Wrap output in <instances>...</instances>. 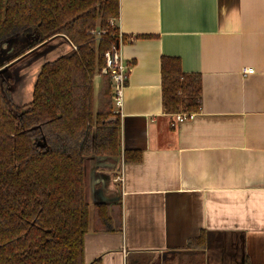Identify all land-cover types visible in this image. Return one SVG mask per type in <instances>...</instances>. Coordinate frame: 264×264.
Returning a JSON list of instances; mask_svg holds the SVG:
<instances>
[{"label":"crops","instance_id":"0c3cea01","mask_svg":"<svg viewBox=\"0 0 264 264\" xmlns=\"http://www.w3.org/2000/svg\"><path fill=\"white\" fill-rule=\"evenodd\" d=\"M119 15L122 151L141 161L92 160L89 200L119 203L122 229L87 232L85 264H264V0H119ZM162 56L201 76L176 126Z\"/></svg>","mask_w":264,"mask_h":264},{"label":"trees","instance_id":"16d2710c","mask_svg":"<svg viewBox=\"0 0 264 264\" xmlns=\"http://www.w3.org/2000/svg\"><path fill=\"white\" fill-rule=\"evenodd\" d=\"M119 16V0H0V57L6 43L35 36L0 73L56 38L71 44L42 64L30 102L14 104L15 78L0 80V264H85L87 232H121V206L92 203L88 175L94 158L141 161L122 151L112 79L102 73L105 53L125 42ZM160 62L164 112H198L201 76L182 72L177 57Z\"/></svg>","mask_w":264,"mask_h":264},{"label":"rangeland","instance_id":"374dc122","mask_svg":"<svg viewBox=\"0 0 264 264\" xmlns=\"http://www.w3.org/2000/svg\"><path fill=\"white\" fill-rule=\"evenodd\" d=\"M34 40V34L27 36L21 35L17 39H14L12 42L6 43L2 48L0 62L2 61V59H4V57L8 58L16 54L19 50L32 45ZM57 45H61L60 47L56 48L59 49L60 53H63L67 50V46L64 43V38H56L50 41L48 44L39 47L37 50H34L29 55H26L24 58H21L20 60H18V62L11 65V68H4L2 70V73H0V80L9 77L15 78L16 84L11 88L14 104H24L32 99L31 93L34 79L40 68L42 67V64H44L45 62H50V60H53L60 55L54 52V49ZM98 84L99 79H95V93L98 89ZM108 180L110 181V177H108Z\"/></svg>","mask_w":264,"mask_h":264},{"label":"built area","instance_id":"2783aa9c","mask_svg":"<svg viewBox=\"0 0 264 264\" xmlns=\"http://www.w3.org/2000/svg\"><path fill=\"white\" fill-rule=\"evenodd\" d=\"M118 48L113 47L112 50L108 51L104 55L105 67L102 69L103 74H109L113 83L114 90V110L119 112L122 101V91L125 88L127 77L130 70V65L125 63L122 57L119 54ZM250 72V70H248ZM173 120L170 122V125L176 126L178 123L189 120L193 117V114L178 113L177 115H172ZM120 180L117 177L116 181Z\"/></svg>","mask_w":264,"mask_h":264},{"label":"water","instance_id":"95a60500","mask_svg":"<svg viewBox=\"0 0 264 264\" xmlns=\"http://www.w3.org/2000/svg\"><path fill=\"white\" fill-rule=\"evenodd\" d=\"M64 43H65V45L67 46V50H66L65 52L60 53V52H59V49H56L57 47H60L61 45H59V46L57 45V46L55 47V49H54V52H55L56 54H60L58 57H61V56L65 55V53L68 52V51L71 49V48H70V47H71V44L69 43V41H68L66 38L64 39ZM65 45H64V46H65ZM58 57H57V58H58ZM55 59H56V58H55ZM53 60H54V59H53ZM50 61H51V60H50ZM45 63H47V62H45ZM40 69H41V68H40ZM37 74H38V73H37ZM36 76H37V75H36ZM34 80H35V79H34ZM34 82H35V81H34ZM33 85H34V84H33ZM13 93H14V91H13ZM31 94H32V93H31ZM30 101H31V100H30ZM30 101H28V102H30ZM28 102H27V103H28ZM24 104H26V103H24ZM19 105H23V104H19ZM100 158H101V159H111L112 161H115V162H116V160H117V158H109V157H100ZM100 158H99V159H100ZM113 202H116V201L114 200V201H112V203H113ZM93 264H98V263H93Z\"/></svg>","mask_w":264,"mask_h":264}]
</instances>
